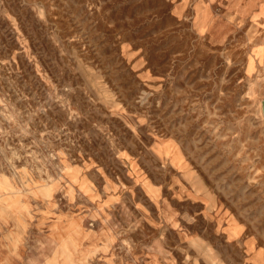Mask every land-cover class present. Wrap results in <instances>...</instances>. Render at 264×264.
I'll return each mask as SVG.
<instances>
[{
  "label": "rangeland",
  "instance_id": "374dc122",
  "mask_svg": "<svg viewBox=\"0 0 264 264\" xmlns=\"http://www.w3.org/2000/svg\"><path fill=\"white\" fill-rule=\"evenodd\" d=\"M0 264H264V0H0Z\"/></svg>",
  "mask_w": 264,
  "mask_h": 264
}]
</instances>
